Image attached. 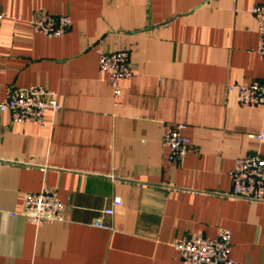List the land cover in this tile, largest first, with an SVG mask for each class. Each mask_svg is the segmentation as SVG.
<instances>
[{"label": "crops", "instance_id": "crops-1", "mask_svg": "<svg viewBox=\"0 0 264 264\" xmlns=\"http://www.w3.org/2000/svg\"><path fill=\"white\" fill-rule=\"evenodd\" d=\"M258 3L0 0V99L11 85H44L62 103L43 124L0 110V264H178L176 238L215 237L220 226L232 230L236 264H264V201L230 195L235 160L264 155V104H241L228 88L264 79ZM39 10L69 14L72 26L33 32ZM120 49L134 74L115 101L98 50ZM176 122L192 143L182 164L163 144ZM44 186L58 191L64 219L12 214Z\"/></svg>", "mask_w": 264, "mask_h": 264}, {"label": "built area", "instance_id": "built-area-1", "mask_svg": "<svg viewBox=\"0 0 264 264\" xmlns=\"http://www.w3.org/2000/svg\"><path fill=\"white\" fill-rule=\"evenodd\" d=\"M251 13L255 17L258 42L254 50L264 56V3L253 5ZM7 12L0 8V27ZM22 15L17 19L22 20ZM72 26L69 14L54 15L44 10L36 11L30 21L33 32L43 33L52 37L64 35ZM98 63L101 71L107 73L112 94L118 101L124 88L122 81L131 79L134 69L129 50L114 51L98 50ZM230 90L237 91L241 104H264V79H253L248 83H229ZM62 107L56 90L44 85H11L7 88V95L0 99V110L8 112L14 122L32 121L43 124L47 111L57 112ZM186 123L176 122L165 127L163 144L168 149V162L182 164L192 148L191 139L185 134ZM256 137L264 140V129ZM232 190L230 195L254 201H264V155L248 154L238 157L230 171ZM122 202L120 196L113 199V205ZM114 206L103 209L104 214H113ZM29 221L44 224L64 219L65 204L58 191L44 186L40 191L28 192L24 195L19 211ZM94 225L104 226L102 218L95 219ZM174 246L179 252L178 264H236L231 257L232 230L220 226L215 237L202 233L190 232L178 237Z\"/></svg>", "mask_w": 264, "mask_h": 264}]
</instances>
